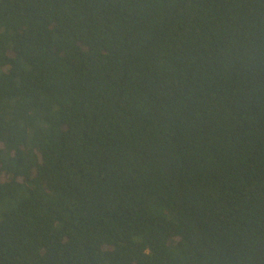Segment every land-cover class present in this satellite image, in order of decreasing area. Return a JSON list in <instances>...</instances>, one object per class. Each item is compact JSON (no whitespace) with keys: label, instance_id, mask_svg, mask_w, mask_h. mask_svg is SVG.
I'll list each match as a JSON object with an SVG mask.
<instances>
[{"label":"trees","instance_id":"obj_1","mask_svg":"<svg viewBox=\"0 0 264 264\" xmlns=\"http://www.w3.org/2000/svg\"><path fill=\"white\" fill-rule=\"evenodd\" d=\"M0 264H264V0H0Z\"/></svg>","mask_w":264,"mask_h":264}]
</instances>
